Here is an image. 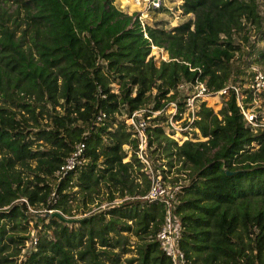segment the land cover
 Returning a JSON list of instances; mask_svg holds the SVG:
<instances>
[{"label": "trees", "instance_id": "1", "mask_svg": "<svg viewBox=\"0 0 264 264\" xmlns=\"http://www.w3.org/2000/svg\"><path fill=\"white\" fill-rule=\"evenodd\" d=\"M180 9L192 18L167 29L142 26L115 0H0V264H126L122 232L137 238L128 264H170L156 240L164 206L143 198L149 179L125 122L139 109L150 117L154 169L179 162L186 175L175 213L187 263L264 264L263 133L246 124L233 91L217 112L200 103L190 128L203 141L178 144L165 115L174 101L184 109L180 82L215 93L264 68V15L256 0H182ZM243 31L246 47L234 39ZM152 46L169 59L156 66ZM79 143L82 164L58 178ZM99 198L107 208L81 222L49 215H84Z\"/></svg>", "mask_w": 264, "mask_h": 264}, {"label": "built area", "instance_id": "2", "mask_svg": "<svg viewBox=\"0 0 264 264\" xmlns=\"http://www.w3.org/2000/svg\"><path fill=\"white\" fill-rule=\"evenodd\" d=\"M167 2L168 0H146L145 9L148 11L155 10L167 6ZM136 5H140V0H137ZM144 15L145 14H142V16ZM139 19L142 26H144L145 21L141 19L140 13ZM153 48L163 49L156 46H152V49ZM177 90L181 97H183L184 109L179 113L178 103L176 101L171 102L173 113L169 117V122L173 124L174 116L179 114L180 118L175 120L184 118L182 122L186 123L181 130L191 127L192 122L197 118V111L200 103L204 101L207 96L216 94L217 96L226 97L230 91H233L236 96L237 105L246 124L251 125L253 128H264V68L262 67L254 65L251 68V76L248 81L243 84L242 88L236 83H231L220 91L212 93L208 90L205 83L195 80L194 82H180ZM247 98H249L248 101H246ZM145 112H147L146 109H139L134 111L125 120L129 130H131L138 139L137 155L145 165L144 171L149 179V188L143 198L158 201L164 206V223L156 235V240L159 243L160 249L168 257L170 264H188L185 254L179 247L182 226L175 213L178 207V194L181 186L179 184H168L162 178L160 172L154 169L152 162L148 158L147 151L145 152L144 143L147 137L145 128L148 125L147 119L150 118L148 117L145 119ZM159 113L160 111H155L153 112V116ZM103 116L104 115H101L98 119L100 120ZM83 152L84 144H77L75 150L65 159V162L57 170L56 174L58 178H61L68 171L74 170L82 164ZM33 239V243H35L36 238Z\"/></svg>", "mask_w": 264, "mask_h": 264}, {"label": "rangeland", "instance_id": "3", "mask_svg": "<svg viewBox=\"0 0 264 264\" xmlns=\"http://www.w3.org/2000/svg\"><path fill=\"white\" fill-rule=\"evenodd\" d=\"M145 1L146 0H140V5H136L137 0H115V4L117 5V7H119L120 9H122L124 12H126L127 14L131 15L134 11H138L140 13L141 19L143 21H147L148 24L153 25L155 22H159V21H164L165 23H167V25L165 26L167 29H171L185 21H187L188 19L192 18L191 15H183L181 12L180 7V0H168L167 2V6H164L168 9V11L166 12H162V13H158L156 14L155 12H153V10H146L145 9ZM256 2L258 3V8L259 11L262 15H264V0H256ZM142 14H145L144 16H142ZM243 35H247V31H243L240 33H236L234 35V39L236 44H240L241 46H245V43L243 42ZM246 47V46H245ZM151 55L154 57V61L156 66H159V63L161 60H168V54L166 51H164L163 49H157V48H153ZM261 67V66H259ZM263 68V67H262ZM226 97L223 96H217L216 94L212 95V96H207L204 101L206 103L207 107H211L213 109L214 112L219 111V109L221 108L223 101L225 100ZM173 113V107L172 104L170 103L165 111V115H168L170 117V115ZM185 115V114H183ZM184 118H182L181 120H174L173 124H170L169 122V118L167 121V132L170 130L171 132H173L172 137L177 141L178 144H182L183 141L190 139L193 141H203L206 138L202 137L200 132L195 129V134L197 138H194V133L192 132L191 128L188 129H184L181 130L182 127H184L186 125V123H183ZM126 122V121H125ZM127 124V123H126ZM256 128V127H254ZM253 128V132L254 133H263L262 135L264 136V128L262 127H258L259 131H254ZM263 141H264V137H263ZM36 144V143H35ZM145 152L147 151L148 153V149H147V137L145 139ZM40 147H48V145L43 142V141H39L37 142L36 146ZM35 147V146H34ZM123 149H125L127 151V156L122 160V162L124 164H126L129 160L130 157V149L127 145H123ZM147 149V150H146ZM149 155V153H148ZM159 162L156 163V169L160 172V175H164L163 172L161 171L162 169H170V171H166L164 177H165V181L168 184H183V183H187V180L185 179L186 175L182 172L178 173L176 172V168L178 166H180L179 162H174V165L172 167H168L166 166V163L164 162ZM35 162L32 161L31 163V167L35 166ZM16 169H21L20 165L16 166ZM25 177L27 176V174H22V176ZM33 178V176H30ZM174 178H178V183L174 182ZM23 200V199H22ZM119 199H116V201H118ZM26 201V200H24ZM109 204L103 199V198H99L97 199L95 202L91 203L88 205V212L85 213L84 215H87L89 213H92L94 211L97 210H101L104 208H107ZM75 211V209L73 210ZM76 215L74 217H79V213H75ZM43 215V213L41 214ZM81 216V215H80ZM130 223V222H129ZM32 222H30V227L29 229L31 230V236H35L36 235V229L32 228ZM124 235H127L128 237V242L129 244L126 245V247H131V251L129 252H123L120 253V258L122 261H124L126 264H128L126 262V259H130L132 257H136V252H135V241H137V238L134 234L130 233V232H122ZM33 239V238H32ZM32 239H30L29 242L26 243V248L24 249V252L26 253L32 246L33 243ZM133 245V246H132ZM136 262H132V264H135Z\"/></svg>", "mask_w": 264, "mask_h": 264}, {"label": "water", "instance_id": "4", "mask_svg": "<svg viewBox=\"0 0 264 264\" xmlns=\"http://www.w3.org/2000/svg\"><path fill=\"white\" fill-rule=\"evenodd\" d=\"M227 174H231V173L229 171H227ZM101 210L94 211L93 213H96V212L101 211ZM49 215L51 217H56L60 221L65 222L67 224H74V223L81 222V221L89 218L91 216V213H89L87 215H81L79 217H74V216L73 217H68V216L62 214L58 210H52V211H49Z\"/></svg>", "mask_w": 264, "mask_h": 264}, {"label": "clouds", "instance_id": "5", "mask_svg": "<svg viewBox=\"0 0 264 264\" xmlns=\"http://www.w3.org/2000/svg\"><path fill=\"white\" fill-rule=\"evenodd\" d=\"M181 3H182V0H180V3H179V4L181 5ZM179 8H180V7H179ZM137 12H138V11H137ZM145 22H147V21H145ZM164 51H165V50H164Z\"/></svg>", "mask_w": 264, "mask_h": 264}, {"label": "bare ground", "instance_id": "6", "mask_svg": "<svg viewBox=\"0 0 264 264\" xmlns=\"http://www.w3.org/2000/svg\"><path fill=\"white\" fill-rule=\"evenodd\" d=\"M258 130V128L256 127V128H254V131H257Z\"/></svg>", "mask_w": 264, "mask_h": 264}]
</instances>
